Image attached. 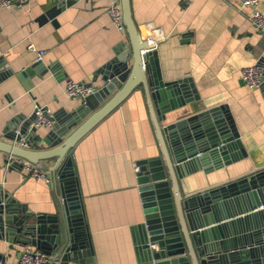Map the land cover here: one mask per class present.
I'll return each instance as SVG.
<instances>
[{"label": "crops", "instance_id": "obj_1", "mask_svg": "<svg viewBox=\"0 0 264 264\" xmlns=\"http://www.w3.org/2000/svg\"><path fill=\"white\" fill-rule=\"evenodd\" d=\"M111 1L31 0L21 7L0 6V62L2 71L13 72L0 79V138L10 120L20 115L31 118L38 105L54 115L70 113L81 105L84 100L66 93L68 79L99 89L104 86L98 70L119 55L120 45L130 39L128 31L120 30L109 15ZM130 3L133 19L143 30L141 38L156 30L166 35L156 46L164 79L189 78L200 96L167 113L162 124L226 106L247 152L221 169L184 178L185 193L209 190L264 168V88L252 89L242 77L244 68L264 58V32L251 21L252 9L242 7L240 0ZM259 10L264 14V0ZM30 43L46 51L43 62L49 69L43 78L30 77L34 85L28 90L18 74L36 62V53L28 49ZM50 130L43 125L34 135L42 139ZM72 152L96 263L136 264L131 227L145 217L137 163L162 154L144 88H136ZM15 163H21L20 159L0 151V188L14 194L32 215L55 214L61 200L56 181L51 187ZM22 248L0 239L5 264H18ZM51 264L61 263L54 260Z\"/></svg>", "mask_w": 264, "mask_h": 264}, {"label": "water", "instance_id": "obj_2", "mask_svg": "<svg viewBox=\"0 0 264 264\" xmlns=\"http://www.w3.org/2000/svg\"><path fill=\"white\" fill-rule=\"evenodd\" d=\"M121 1L130 39L98 70L104 86L70 113L55 114L54 128L42 139L34 135L35 114L15 116L0 138V151L41 167L52 180L49 185L56 181L61 194L55 214L32 215L14 194L0 188V239L11 247L32 246L55 254V263L97 264L72 149L142 86L162 154L137 163L145 217L131 227L136 264H264V168L209 190L185 193L184 178L221 169L247 152L226 106L162 124L167 113L200 96L189 78L164 79L156 47L148 37L141 38L130 0ZM258 64L264 88V58ZM3 67L0 62V79H7L13 72ZM48 69L36 61L18 78L29 90L34 85L30 77L43 78ZM22 139L27 146L20 144ZM15 165L23 168L24 162ZM0 264H5L1 252Z\"/></svg>", "mask_w": 264, "mask_h": 264}, {"label": "built area", "instance_id": "obj_3", "mask_svg": "<svg viewBox=\"0 0 264 264\" xmlns=\"http://www.w3.org/2000/svg\"><path fill=\"white\" fill-rule=\"evenodd\" d=\"M31 0H0V6L5 8L21 7ZM242 7H248L252 9L250 14L251 21L257 26V28L264 32V14L259 10L261 0H240ZM108 13L114 20L117 27L124 31L126 26L124 23V15L121 0H112L108 8ZM166 39V35L160 30L153 31L147 38L149 45L156 47L160 41ZM28 49L31 52L36 53V61H43L46 55V51L39 49L35 43H30ZM242 77L246 84L252 88H259L263 84V67L259 64L246 67L242 71ZM99 90L98 86L87 82H77L72 79L66 81V93L71 98H78L86 100L88 96L96 93ZM35 119L33 122L34 127H41L43 125L48 126L50 129L54 128L55 118L54 114L49 108L44 106H36ZM20 144L27 146V142L22 139ZM21 162H24L25 171L28 175L46 180L50 183L52 180L48 176V173L36 164H33L24 159L17 157ZM11 163V162H9ZM140 167L137 165L136 171L139 172ZM56 259L55 254L45 253L39 250H33L29 247H23L19 254L18 264H51Z\"/></svg>", "mask_w": 264, "mask_h": 264}]
</instances>
